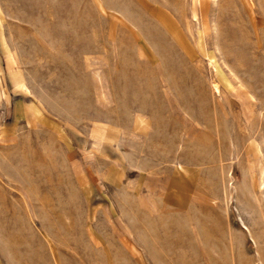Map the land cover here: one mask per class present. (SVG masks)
<instances>
[{"label": "rangeland", "instance_id": "rangeland-1", "mask_svg": "<svg viewBox=\"0 0 264 264\" xmlns=\"http://www.w3.org/2000/svg\"><path fill=\"white\" fill-rule=\"evenodd\" d=\"M196 2L0 0V264H264V0Z\"/></svg>", "mask_w": 264, "mask_h": 264}, {"label": "bare ground", "instance_id": "bare-ground-1", "mask_svg": "<svg viewBox=\"0 0 264 264\" xmlns=\"http://www.w3.org/2000/svg\"><path fill=\"white\" fill-rule=\"evenodd\" d=\"M196 1H197V0H195V3H197ZM214 1H217V0H214ZM247 230H248V229H247Z\"/></svg>", "mask_w": 264, "mask_h": 264}]
</instances>
